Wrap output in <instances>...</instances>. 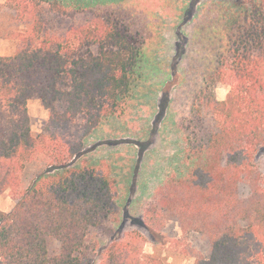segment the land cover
<instances>
[{
	"label": "trees",
	"instance_id": "obj_1",
	"mask_svg": "<svg viewBox=\"0 0 264 264\" xmlns=\"http://www.w3.org/2000/svg\"><path fill=\"white\" fill-rule=\"evenodd\" d=\"M47 1L45 12L41 1L13 0L25 30L16 52L0 55V196L18 197L0 209V264H165L140 231L113 230L118 178L107 159L82 157L95 129L135 98L139 32L109 11ZM219 2L225 42L182 125L186 170L156 188L144 223L200 233L210 255L191 248L193 264H264V0ZM219 84L230 87L224 100ZM33 98L50 112L37 136Z\"/></svg>",
	"mask_w": 264,
	"mask_h": 264
},
{
	"label": "rangeland",
	"instance_id": "obj_2",
	"mask_svg": "<svg viewBox=\"0 0 264 264\" xmlns=\"http://www.w3.org/2000/svg\"><path fill=\"white\" fill-rule=\"evenodd\" d=\"M45 12H48V4ZM79 8L109 11L140 40L143 56L137 70L140 81L126 113L104 120L87 139L83 159H107L118 178V220L111 222L119 235L140 231L144 249L159 255L165 264H193L195 248L210 255L207 240L198 232L185 233L171 221L161 233L144 223V211L156 188L170 174L186 170L183 122L190 115L195 93L206 82L225 42L220 32L219 0H60ZM13 0H0V55H13L20 44L18 32L25 24L18 20ZM56 15H53V17ZM60 17V16H59ZM60 21V20H59ZM61 26H65L62 22ZM138 30V31H137ZM230 87L219 84L217 97L226 99ZM34 135L47 124L50 112L42 101L28 102ZM257 159L264 170V147ZM39 163L28 166L24 184H30ZM11 191L0 196V209L12 211L18 199ZM105 243L110 238L106 237Z\"/></svg>",
	"mask_w": 264,
	"mask_h": 264
}]
</instances>
